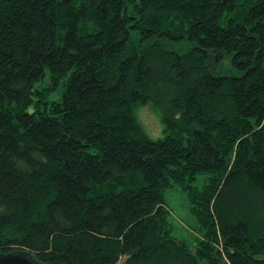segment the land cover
Here are the masks:
<instances>
[{
  "label": "trees",
  "instance_id": "16d2710c",
  "mask_svg": "<svg viewBox=\"0 0 264 264\" xmlns=\"http://www.w3.org/2000/svg\"><path fill=\"white\" fill-rule=\"evenodd\" d=\"M20 250L264 264V0H0V253Z\"/></svg>",
  "mask_w": 264,
  "mask_h": 264
},
{
  "label": "rangeland",
  "instance_id": "374dc122",
  "mask_svg": "<svg viewBox=\"0 0 264 264\" xmlns=\"http://www.w3.org/2000/svg\"><path fill=\"white\" fill-rule=\"evenodd\" d=\"M228 69L231 70L230 66ZM49 79L50 72L48 71L41 84L47 86ZM63 90L64 87L60 86L56 92H53L50 95V98L57 99ZM139 115L152 134L157 135L161 132L162 126L160 116L158 112L153 110L152 107L149 105L142 106L139 110ZM198 183L201 184L202 179H200ZM167 204L171 209L172 220L177 227V232L186 238H190L193 234H195L194 227L196 225V218L190 210L191 205L185 192L180 188L169 190L167 192Z\"/></svg>",
  "mask_w": 264,
  "mask_h": 264
},
{
  "label": "water",
  "instance_id": "95a60500",
  "mask_svg": "<svg viewBox=\"0 0 264 264\" xmlns=\"http://www.w3.org/2000/svg\"><path fill=\"white\" fill-rule=\"evenodd\" d=\"M0 264H45L37 261L29 251L0 253Z\"/></svg>",
  "mask_w": 264,
  "mask_h": 264
}]
</instances>
